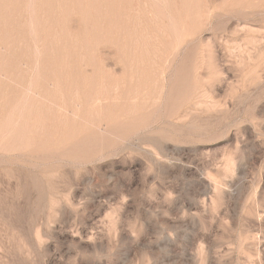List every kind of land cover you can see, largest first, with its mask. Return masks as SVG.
Returning a JSON list of instances; mask_svg holds the SVG:
<instances>
[{
	"label": "rangeland",
	"instance_id": "rangeland-1",
	"mask_svg": "<svg viewBox=\"0 0 264 264\" xmlns=\"http://www.w3.org/2000/svg\"><path fill=\"white\" fill-rule=\"evenodd\" d=\"M0 264H264V0H0Z\"/></svg>",
	"mask_w": 264,
	"mask_h": 264
}]
</instances>
